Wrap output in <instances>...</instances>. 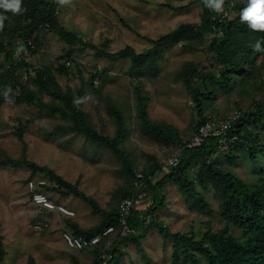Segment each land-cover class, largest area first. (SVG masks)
<instances>
[{"label":"rangeland","instance_id":"obj_1","mask_svg":"<svg viewBox=\"0 0 264 264\" xmlns=\"http://www.w3.org/2000/svg\"><path fill=\"white\" fill-rule=\"evenodd\" d=\"M58 1L56 14L59 23L81 39L70 43L47 24L35 32L33 53L30 49L20 56L16 52L17 43H13V56L4 52L0 57V73L14 62L25 61L16 71L17 78L5 87L16 94L26 83L38 89L37 70L50 67L63 90L71 89L74 100L80 103L84 113L90 115L91 125L100 135L113 136L116 133L108 99L120 107L128 128L123 145L131 158L134 172L155 163H164L173 150L171 145L160 146L149 142L137 130L138 86L144 91L142 95L147 94L150 99L148 116L152 120L174 125L179 129L181 139H188L200 116L190 91L174 79V74L182 69L186 61L211 65L206 46L190 50L184 41L165 48L162 57L157 60L156 76L149 74L141 77V80L132 72L129 58L112 59L99 55L98 51L114 53L132 46L141 52L151 46L146 37L156 38L181 23H200L204 0ZM235 1L224 0L231 5L229 16L234 12L232 5H235ZM205 36L212 37V34L208 31ZM66 61H70L71 65L68 66ZM62 67H70L69 73L63 72ZM97 71L102 73L105 85L100 92L92 93L91 76ZM194 84V87L201 86L198 80ZM263 94L258 89L254 94L240 98L239 105L235 104L238 98L234 95L220 93L213 106L205 103L203 108L207 116L226 115L235 109L246 108ZM1 95L0 91V99ZM40 97L46 103L55 102L69 114L72 113L63 100L45 92ZM74 122L70 116L47 107L13 101L0 105V154L3 151L6 152L3 155L12 158L21 156L23 143L15 133L18 126L23 124L28 159L51 167L72 183L78 182L79 188L97 205L95 208L72 194L64 196L47 190L46 193L55 202L70 207L75 215L67 217L57 211L40 208L32 200L28 183L32 179L37 184L49 181L51 185L49 177L33 173L27 166L0 165V241L6 250L2 264H99V256L94 249H71L63 241L62 233L69 230L74 234L72 223L85 230L98 226L106 214L119 206L117 200L120 191L130 187L131 176L123 168L122 160L98 140L84 133L58 128L73 125ZM223 156L222 153L219 155L222 159ZM231 168L246 180L253 172L248 162ZM163 172L160 173L162 176ZM161 179L158 176L157 181ZM38 188L42 190L40 185ZM161 194L164 198L156 214L172 232L191 234L194 231L200 236L205 231L216 233L224 228L219 202L212 191L204 193L215 211L212 216L196 210L190 202L189 193L183 192L175 182L164 183ZM144 202L145 208L152 204L151 193ZM230 231L237 237L243 235L236 226H231ZM122 243L121 247L129 253L118 264H173V239H165L156 227L150 229L142 244L148 259L131 241Z\"/></svg>","mask_w":264,"mask_h":264},{"label":"trees","instance_id":"obj_2","mask_svg":"<svg viewBox=\"0 0 264 264\" xmlns=\"http://www.w3.org/2000/svg\"><path fill=\"white\" fill-rule=\"evenodd\" d=\"M245 3L246 0H236L233 5V14L220 21L216 17L217 12L207 8L203 1L200 23H181L177 28L156 38L146 37L151 46L141 52H137L132 46L114 53L98 51L99 55L112 59L129 58L132 62V72L141 80V77H147L149 74L152 77L156 76L157 60L162 57L165 48H171L184 41L187 42L186 46L190 50L206 46L211 65L186 61L182 69L174 74V79L190 91L198 110L200 119L195 123L194 132L184 140L181 139L179 129L174 125L152 120L147 112L150 99L147 94L142 95L141 92L144 91L138 86L139 120L136 124L137 130L145 140L160 146L171 145L170 148L174 150L179 145H185L197 133L199 126L209 117L203 108L204 104L213 106L220 93L227 96L234 95L238 98L235 104H239L240 98L252 95L258 89L264 93V53L256 52L250 46L257 39H264V31H254L248 27L247 21H241L239 13ZM58 5V0H22V12L13 14L8 11L6 13L8 18L0 28V57L4 52H7L8 56H13L11 47L13 43L16 45L17 39L26 40L33 37L36 31L47 24L52 30H56L62 39L70 43L80 40V37L59 23L56 14ZM208 31L211 32L212 37L205 36ZM34 46L30 48L32 53ZM24 61L14 62L0 73L1 94L7 89L6 84L17 78L16 71ZM69 68L62 67V70L69 73ZM197 80L201 86L194 87ZM95 81L98 83L96 84ZM36 82L38 89L26 83L21 85L18 94L11 90L8 94L10 101L47 107L73 118L75 121L73 125H61L58 128L74 133H84L98 140L122 160L123 168L130 173V187L120 191L118 204L124 198L135 194L138 191L136 171H133L131 158L123 145L128 128L120 107L111 102L110 98L108 99L107 105L116 123V133L113 136L107 134L102 136L91 125L90 115L84 113L80 103L74 100L71 89L66 92L63 90L50 67L37 70ZM93 84L95 87L92 86ZM90 85L92 93H98L103 89L105 81L101 72L92 74ZM44 92L63 100L72 113L69 114L55 102L43 101L40 94ZM6 101L9 100H6L2 94L0 105ZM235 110L241 111V115L236 120L231 134L237 135L238 138L230 143L228 150L221 151L217 147L216 139L209 138L198 147L185 148L179 166L166 173L163 172L165 171L164 163H155L140 170L146 176L149 193L146 198L150 197L151 193L152 204L146 209L145 198L142 204L131 211L128 220L136 228V233L121 234L119 206H117L112 212L106 214L96 227L85 230L77 223H72L74 234L91 237L109 226H114V231L108 237L94 247L87 248L94 249L97 256L105 250L110 255L106 264H118L124 261L129 252L121 247V244L126 240L131 241L143 252V241L153 227L158 228L165 239H173V264H264V94L246 108ZM24 133L25 127L21 124L15 133L23 143L21 156L12 158L7 154L3 155L6 152L1 151L0 165L27 166L33 173H41L49 177L51 185L49 181H40L36 183V191L45 193L52 201L54 200L46 192L55 191L64 196L72 194L97 208L95 200L79 188L78 182L72 183L51 167L41 166L28 159ZM240 151L242 154H239ZM221 153L224 155L223 159L219 157ZM247 162L253 170L248 180L236 174L231 168V166H243ZM162 172L163 176L160 174ZM158 176L162 178L159 181H157ZM166 182L177 183L183 192L189 193L190 202L195 209L208 216H212L215 211L204 193L212 191L219 202V212L225 221L224 228L216 233L211 230L205 231L200 236L194 231L191 234L172 232L156 214L161 207V199L164 198L161 188ZM38 185L42 187V190L38 188ZM147 217L151 218L149 223H146ZM231 226L240 228L243 235L237 237L230 231ZM109 241L111 244L106 247ZM143 255L148 259L145 252ZM5 256V246L0 241V264L4 262Z\"/></svg>","mask_w":264,"mask_h":264},{"label":"built area","instance_id":"obj_3","mask_svg":"<svg viewBox=\"0 0 264 264\" xmlns=\"http://www.w3.org/2000/svg\"><path fill=\"white\" fill-rule=\"evenodd\" d=\"M233 4V3H232ZM233 6V5H232ZM223 12H217L216 17L218 20H224L229 16V12L231 11V5L229 2H224L223 4ZM34 33L33 37H30L26 40H22L21 38L17 39V54L23 55L24 52L28 53L30 48L34 44L35 40ZM19 43V44H18ZM22 46V50H19ZM67 65H71L70 61H66ZM95 74V73H94ZM96 84L98 81H95ZM241 111L234 110L229 114L224 116L222 115H212L209 116L198 128L197 133L185 144L179 145L176 149L172 151V153L165 159L164 168L165 171L171 170L175 167H178L185 148H195L200 146L205 140L209 138H215L218 149L221 151L228 150L230 148V143L238 138L237 135H232L231 132L234 130V124L236 120L240 117ZM137 177L136 185L138 187V191L130 197L124 198L119 203V223H120V231L121 234L129 235L136 233V228L129 223V216L131 215V211L134 207L143 203L148 194V186L145 174L136 170L135 173ZM148 178H151L148 176ZM28 188L32 194V200L36 205L40 208L47 209L48 211H57L60 214L66 216H74L75 211L70 207L64 204H56L52 201L45 193L36 191L37 184L35 181L30 180L28 183ZM151 221L150 217H147L146 223ZM114 231V226H109L105 228L100 233L91 236V237H83L78 236L70 232L69 230H65L62 233V239L67 245V247L74 249L76 251H81L87 248H92L95 245L99 244L104 238L108 237ZM111 244L109 241L106 245L108 247ZM109 254L105 252V250L100 254L98 258V263L103 264L106 263V260L109 258Z\"/></svg>","mask_w":264,"mask_h":264},{"label":"clouds","instance_id":"obj_4","mask_svg":"<svg viewBox=\"0 0 264 264\" xmlns=\"http://www.w3.org/2000/svg\"><path fill=\"white\" fill-rule=\"evenodd\" d=\"M207 8L214 12H223L224 0H204ZM0 28L3 27L4 21L8 18L6 13L11 11L18 14L23 11L22 0H0ZM241 21H247L248 27L254 31H264V0H246L245 6L240 10ZM256 52L264 53V39H257L255 43L250 45ZM19 50H22V46ZM10 88L3 91L6 100L9 97Z\"/></svg>","mask_w":264,"mask_h":264}]
</instances>
